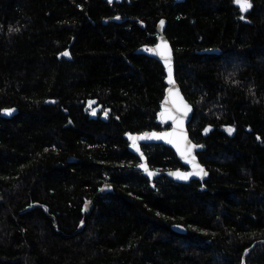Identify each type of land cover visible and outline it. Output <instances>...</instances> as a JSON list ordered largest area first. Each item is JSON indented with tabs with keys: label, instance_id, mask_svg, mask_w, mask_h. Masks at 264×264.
<instances>
[{
	"label": "trees",
	"instance_id": "16d2710c",
	"mask_svg": "<svg viewBox=\"0 0 264 264\" xmlns=\"http://www.w3.org/2000/svg\"><path fill=\"white\" fill-rule=\"evenodd\" d=\"M249 2L0 0V112L18 110L0 116V264H241L264 240V0ZM159 24L204 182L151 185L123 138L164 129V69L144 52ZM143 150L151 168H184ZM245 264H264L263 243Z\"/></svg>",
	"mask_w": 264,
	"mask_h": 264
},
{
	"label": "water",
	"instance_id": "95a60500",
	"mask_svg": "<svg viewBox=\"0 0 264 264\" xmlns=\"http://www.w3.org/2000/svg\"><path fill=\"white\" fill-rule=\"evenodd\" d=\"M111 1L113 0H110V2ZM184 1L185 0H175L176 3H181ZM236 6L240 10V7L237 4ZM250 8H248L247 11H240L243 15H245L250 10ZM144 52L148 57L159 62L164 69V84L166 87L164 90L163 99L161 101V107L156 117L157 124L164 127V129H153L140 133H125L123 138L128 142V151L138 158L139 163L137 165V169L142 172V174L149 180L151 185H153L154 180L161 175L178 184H188L191 181L204 182L208 179L209 172L207 171L206 167L201 164L198 158V153L202 151V146L195 143L191 139L188 130V126L193 119L194 109L190 102L185 98L178 82L176 81L174 69V52L172 45L165 34L164 25L159 24L157 26L156 42L151 47H148ZM169 69H171V83L169 82ZM93 106H95V108L94 111L90 112L89 118L95 120L97 119V113L100 112L103 107L101 104H97L96 100H92L87 103L85 109H90ZM17 113L18 110L14 107L4 108L1 110L0 116L2 118L8 119L15 116ZM209 132L210 131L208 129H204V137H207ZM153 134H155V137L162 138H155ZM132 137L136 138L135 144L133 143V139H131ZM141 137L144 138L141 139ZM256 137L259 139L258 136ZM156 144L170 148L175 153L184 169L177 168L161 171L156 168H151L144 153L143 146ZM200 169H203V172H200ZM149 173H152V175H149ZM174 173L187 175L188 178L178 179L175 175H173ZM204 173H206V175ZM100 191L103 194H108L113 191V187L109 183L108 179L100 187ZM91 210L92 202L86 201L84 205V211L89 214ZM82 227L83 221L80 224L79 229L81 230ZM171 230L180 235H184L187 231L186 227L180 224L172 225ZM258 243L264 244V240L254 242L243 252L241 264H245L247 255Z\"/></svg>",
	"mask_w": 264,
	"mask_h": 264
},
{
	"label": "snow or ice",
	"instance_id": "6c2138e0",
	"mask_svg": "<svg viewBox=\"0 0 264 264\" xmlns=\"http://www.w3.org/2000/svg\"><path fill=\"white\" fill-rule=\"evenodd\" d=\"M235 3L240 7L241 11H247L248 8L251 7L250 3L248 2V0H235ZM161 24H163V22H161ZM10 30H18V29H10ZM64 55H68L67 53H64ZM169 82L171 83V69H169ZM95 114V113H93ZM231 131V129L229 130ZM153 136L155 137V134H153ZM144 137H141V139H143ZM148 138H153V137H148ZM155 138H162V137H155ZM131 139H133V143L135 144V137H132ZM200 172H203V169H200ZM193 174H199V173H193ZM206 175V173H204ZM149 175H152V173H149ZM173 175H175L178 179H187L188 176L187 175H183L180 173H174Z\"/></svg>",
	"mask_w": 264,
	"mask_h": 264
},
{
	"label": "flooded vegetation",
	"instance_id": "af4514ba",
	"mask_svg": "<svg viewBox=\"0 0 264 264\" xmlns=\"http://www.w3.org/2000/svg\"><path fill=\"white\" fill-rule=\"evenodd\" d=\"M97 104H98V103H97ZM86 105H87V104H85L84 107H83V112L89 117L90 112H91V111H94L95 106L91 107L90 109H85ZM101 113H102V110H101L100 112L97 113V118H98L99 116H101ZM183 169H184V168H183Z\"/></svg>",
	"mask_w": 264,
	"mask_h": 264
}]
</instances>
